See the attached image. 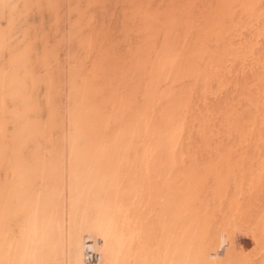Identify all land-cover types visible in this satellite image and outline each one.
<instances>
[{"label": "bare ground", "instance_id": "bare-ground-1", "mask_svg": "<svg viewBox=\"0 0 264 264\" xmlns=\"http://www.w3.org/2000/svg\"><path fill=\"white\" fill-rule=\"evenodd\" d=\"M0 264H264V0H0Z\"/></svg>", "mask_w": 264, "mask_h": 264}]
</instances>
